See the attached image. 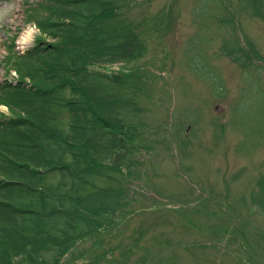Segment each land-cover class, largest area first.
Here are the masks:
<instances>
[{"label":"rangeland","instance_id":"rangeland-1","mask_svg":"<svg viewBox=\"0 0 264 264\" xmlns=\"http://www.w3.org/2000/svg\"><path fill=\"white\" fill-rule=\"evenodd\" d=\"M26 1L0 0V82L35 66L22 54L39 39L53 41L26 19ZM123 4L117 30L146 48L89 67L129 80L133 112L105 162L119 201L62 262L107 248L128 258L116 264H264V0Z\"/></svg>","mask_w":264,"mask_h":264},{"label":"trees","instance_id":"trees-1","mask_svg":"<svg viewBox=\"0 0 264 264\" xmlns=\"http://www.w3.org/2000/svg\"><path fill=\"white\" fill-rule=\"evenodd\" d=\"M125 1H26V19L53 41L39 39L22 54L35 66L0 82L10 110L0 117V264H67L62 258L119 201L118 169L105 162L120 149L116 124L133 112L122 88L129 80L89 67L146 48L117 30ZM120 262L129 261L102 248L76 264Z\"/></svg>","mask_w":264,"mask_h":264},{"label":"bare ground","instance_id":"bare-ground-1","mask_svg":"<svg viewBox=\"0 0 264 264\" xmlns=\"http://www.w3.org/2000/svg\"><path fill=\"white\" fill-rule=\"evenodd\" d=\"M34 29L30 27L23 35L21 42L26 43L27 45L30 43V40L34 37ZM29 41V43H27Z\"/></svg>","mask_w":264,"mask_h":264}]
</instances>
